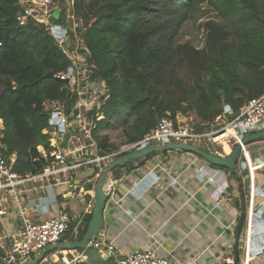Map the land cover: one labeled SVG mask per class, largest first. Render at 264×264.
Wrapping results in <instances>:
<instances>
[{"label": "trees", "instance_id": "obj_1", "mask_svg": "<svg viewBox=\"0 0 264 264\" xmlns=\"http://www.w3.org/2000/svg\"><path fill=\"white\" fill-rule=\"evenodd\" d=\"M18 2L0 0L2 142L6 157L17 154V172L38 173L44 165L38 145L52 148L42 132L49 126L43 103L65 100V82L58 75L72 60L48 26L19 24ZM202 4L216 14L206 22L204 46L175 43L181 24ZM75 9L86 26L83 40L93 76L108 84L102 117L92 130L103 155L119 148L101 130L124 126L123 145L131 144L168 113L175 120L179 113L194 114L197 124L209 129L226 105L237 114L264 92V0H76ZM54 18L63 25L64 10ZM50 72L54 77L47 76ZM122 166L113 172L119 174ZM91 214L73 240L82 238ZM87 255L88 263L78 264H116L92 249Z\"/></svg>", "mask_w": 264, "mask_h": 264}, {"label": "crops", "instance_id": "obj_2", "mask_svg": "<svg viewBox=\"0 0 264 264\" xmlns=\"http://www.w3.org/2000/svg\"><path fill=\"white\" fill-rule=\"evenodd\" d=\"M230 119L229 115L223 114L221 120L226 122ZM263 130L260 126L248 134ZM218 142L209 140L198 146L210 153L228 155L231 152V148L226 151L228 143L224 138ZM246 148L248 162L253 167H249L248 176L242 175L240 170L237 172L242 177L241 184L229 175L226 168L213 165L193 152L170 150L153 154L148 159L143 157L124 163L119 174L110 173L109 183L116 185L119 199L110 197L107 202L103 235L114 241L123 253L154 245L160 254H169L178 264H226L224 258L227 257L236 261L237 226L234 232V226L227 229L226 225L232 221L238 225L244 204L248 211L252 209V214L258 211L260 220L264 222V137L250 141ZM98 156H103L102 151L91 149L77 160H91ZM109 163V160L94 161L76 169L75 181L82 190L68 199L67 205L82 213L84 220L92 213L94 205L95 186L99 179L95 175ZM175 178L178 183L173 186ZM253 185L261 191L258 194L254 191L253 197L250 191L249 197ZM64 187L44 190L37 196L31 193L28 199H23V204L29 200L28 217L36 220L39 216H56L62 208L59 199ZM5 204H0V232L19 233L24 224L16 204L13 203L10 209H5ZM261 233L264 236V225ZM65 236L60 242L73 241ZM248 236L245 232L240 240L241 261L245 264L250 252L249 264H264V250L252 252L250 247L248 252ZM251 240L252 236L250 245ZM260 243L264 244V239ZM64 251L76 252L55 249L45 257L51 262L61 259L63 264ZM78 263H88V255Z\"/></svg>", "mask_w": 264, "mask_h": 264}, {"label": "built area", "instance_id": "obj_3", "mask_svg": "<svg viewBox=\"0 0 264 264\" xmlns=\"http://www.w3.org/2000/svg\"><path fill=\"white\" fill-rule=\"evenodd\" d=\"M18 4L20 6L17 14L19 24L26 25L34 21L48 26L64 52L72 60V65L68 71L58 75V78L63 81L68 80L64 84L67 93L65 100H47L43 103L44 109L49 113V126L42 132L49 136L52 148L48 151L45 146L38 145L41 159L44 161L41 171L21 174L14 169L17 154L12 153L6 157L4 153L7 150L2 142L5 123L3 119H0V204L6 203L5 209H10L15 203L24 224L19 233L0 232V264H27L44 249L58 244L66 233L79 231L84 215L67 205V200L74 197L77 191L82 190L75 181L77 168L94 161H112L124 153L154 144L179 142L198 145L205 139L219 143L217 140L219 136H223L225 142L230 145L231 151L233 146L240 143L246 155L247 148L243 138L257 127L262 126L264 129L263 92L251 98L237 114H233L230 108L225 109L224 114H233V118L219 123L222 118L218 117L209 129L203 128V125L197 124L194 119L187 125L181 124L168 113L159 119L156 127L143 139L91 160H77L87 155L91 149L100 150L92 130L95 127V119L102 117L99 115V108L108 93V84L102 78L93 79L92 76L84 73L82 71L84 67L79 64V51L84 50L87 57H91V51L82 37L86 26L84 27L83 21L76 16V0H19ZM60 6L64 10L63 25L57 23L54 18V11ZM228 127L233 129L232 133H227ZM249 165L251 167L250 162ZM100 173H96V179L99 178ZM177 183L175 178L172 185L176 186ZM61 186L65 187L62 192L60 190L59 201L62 203V208L57 215L50 218L39 216L36 220H31L27 214L29 200L23 204V199H28L31 193L37 196L44 190ZM106 190L109 198L119 199L114 183L110 184L108 181ZM251 191L252 197L254 191L259 193L254 185ZM93 192L94 190L91 191ZM217 203L220 205V199ZM250 206L253 208L251 201ZM44 207L47 208L46 205ZM37 208H39L38 204ZM236 226L237 222L232 221L226 225V228L233 227L235 232ZM91 249L104 258L113 259L116 264H178L169 254H160L154 245L123 253L117 249L114 241L108 240L102 232L89 241L84 249L75 250V253L64 251L63 264H76ZM249 255L250 252L245 264L250 262ZM60 262L61 259L58 262H51L44 257L38 264H61ZM224 262L235 264L233 257L224 258Z\"/></svg>", "mask_w": 264, "mask_h": 264}, {"label": "water", "instance_id": "obj_4", "mask_svg": "<svg viewBox=\"0 0 264 264\" xmlns=\"http://www.w3.org/2000/svg\"><path fill=\"white\" fill-rule=\"evenodd\" d=\"M52 19V18H51ZM47 76L54 77V74L50 72ZM61 80V79H60ZM63 81V80H61ZM68 80L64 81L67 82ZM230 106L226 105L225 109H229ZM264 137V130L255 134H248L243 138V143L248 144L250 141L259 140ZM170 150H181L187 152H193L203 159L208 161L209 163L217 166L224 167L228 170L229 175L234 179L238 180L240 184L242 183V177L237 172L240 170L242 175L248 176L250 174L249 171V162L248 158L243 152L240 143L236 144L232 147L231 153L228 155H219L205 151L198 145H192L188 143H167L164 145H151L149 147H143L141 149H136L128 152L124 156H118L114 158L110 163L101 171L99 179L95 186V200L92 209L91 219L88 223L87 229L83 234L82 238L79 240H73L71 242L63 243L60 242L56 245L49 246L48 248L41 251L36 257H34L27 264H38L46 254L53 250L57 249H67V250H81L84 249L89 241H91L95 236L100 234L103 230L105 224V208L107 202L109 200V193L106 190V184L109 181L110 173L113 169L121 164L128 163L130 161L140 159L150 155L154 152H164ZM257 190L261 189L257 187ZM249 190V196H250ZM264 222L259 218V212L251 213L246 205H243L242 212L240 214V218L237 225V245H236V264H242L241 256H240V240L242 239L245 232L248 229L251 232L252 240H251V249L252 252H262L264 250V244L260 243L263 241L264 236L261 233L263 229ZM257 247V250H256Z\"/></svg>", "mask_w": 264, "mask_h": 264}, {"label": "rangeland", "instance_id": "obj_5", "mask_svg": "<svg viewBox=\"0 0 264 264\" xmlns=\"http://www.w3.org/2000/svg\"><path fill=\"white\" fill-rule=\"evenodd\" d=\"M62 10V7L55 9L54 15L56 17L59 16V11ZM76 11V10H75ZM76 16L78 19H80L79 15L76 12ZM216 14L213 8H211L207 4H202L195 8L193 12L187 17V19L184 20V22L181 24L180 28L177 31V34L175 35V43H190L198 48H202L205 44V39L207 36V29H206V22L209 21L212 18H215ZM85 27V24H84ZM83 37V36H82ZM79 64H81L84 68L82 71L86 73L89 76H92L93 79L98 77L93 76L92 67L94 68L93 64L90 62V57H87V55L84 53V50L79 51ZM90 55V54H89ZM81 59V60H80ZM194 114H181L179 113L177 115V122L181 124H189L194 119ZM221 120L219 123H222ZM227 122V121H226ZM124 126H116L109 130H101V134H108L110 137V141L117 145L119 149H121L124 145L125 141V134H124ZM208 141V140H204ZM110 162V161H109ZM95 186V185H94ZM66 233V238H73L74 235H76L75 232L73 234Z\"/></svg>", "mask_w": 264, "mask_h": 264}, {"label": "bare ground", "instance_id": "obj_6", "mask_svg": "<svg viewBox=\"0 0 264 264\" xmlns=\"http://www.w3.org/2000/svg\"><path fill=\"white\" fill-rule=\"evenodd\" d=\"M233 132V129L231 128V127H228V129H227V133H232ZM221 139H223V136H219L218 138H217V140H219V141H221ZM225 140V139H224ZM227 144V143H226ZM226 149V148H225ZM226 151H230V147H229V145L227 144V149H226ZM253 167V166H252ZM251 167V168H252ZM254 172H253V169H252V175L254 176V174H253ZM248 238H249V241H248V243H247V246H248V251H250V247H251V245H250V239H251V232H250V230L248 229Z\"/></svg>", "mask_w": 264, "mask_h": 264}]
</instances>
